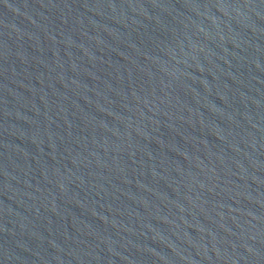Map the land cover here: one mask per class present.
Returning a JSON list of instances; mask_svg holds the SVG:
<instances>
[{"label":"water","instance_id":"obj_1","mask_svg":"<svg viewBox=\"0 0 264 264\" xmlns=\"http://www.w3.org/2000/svg\"><path fill=\"white\" fill-rule=\"evenodd\" d=\"M0 264H264V0H0Z\"/></svg>","mask_w":264,"mask_h":264}]
</instances>
